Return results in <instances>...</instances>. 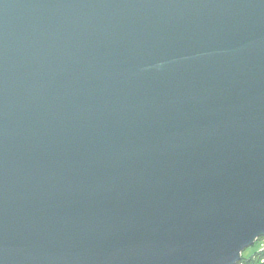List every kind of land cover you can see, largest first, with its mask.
Segmentation results:
<instances>
[{"label":"water","instance_id":"95a60500","mask_svg":"<svg viewBox=\"0 0 264 264\" xmlns=\"http://www.w3.org/2000/svg\"><path fill=\"white\" fill-rule=\"evenodd\" d=\"M263 236L264 0H0V264Z\"/></svg>","mask_w":264,"mask_h":264},{"label":"trees","instance_id":"16d2710c","mask_svg":"<svg viewBox=\"0 0 264 264\" xmlns=\"http://www.w3.org/2000/svg\"><path fill=\"white\" fill-rule=\"evenodd\" d=\"M237 264H264V249H256L247 256L242 255Z\"/></svg>","mask_w":264,"mask_h":264},{"label":"rangeland","instance_id":"374dc122","mask_svg":"<svg viewBox=\"0 0 264 264\" xmlns=\"http://www.w3.org/2000/svg\"><path fill=\"white\" fill-rule=\"evenodd\" d=\"M260 248L264 249V236L257 238L255 242L253 243V246L247 247L245 250H243L242 255L247 256L251 254L254 250L260 249Z\"/></svg>","mask_w":264,"mask_h":264}]
</instances>
